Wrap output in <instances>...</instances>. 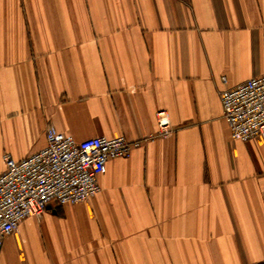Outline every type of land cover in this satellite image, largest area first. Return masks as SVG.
Here are the masks:
<instances>
[{
	"label": "crops",
	"instance_id": "1",
	"mask_svg": "<svg viewBox=\"0 0 264 264\" xmlns=\"http://www.w3.org/2000/svg\"><path fill=\"white\" fill-rule=\"evenodd\" d=\"M263 74L264 0H0V173L49 125L134 140L166 109L175 128L24 219L0 264H264V137L233 139L219 94Z\"/></svg>",
	"mask_w": 264,
	"mask_h": 264
},
{
	"label": "built area",
	"instance_id": "2",
	"mask_svg": "<svg viewBox=\"0 0 264 264\" xmlns=\"http://www.w3.org/2000/svg\"><path fill=\"white\" fill-rule=\"evenodd\" d=\"M223 82L227 83L226 77ZM223 117L231 137L249 141L264 137V74L219 91ZM157 130L140 139L97 136L77 141L49 125L46 144L21 159L4 155L0 173V248L27 217H42L49 204L86 201L101 190L98 178L108 161L129 157L145 141L167 137L174 131L169 112L157 111Z\"/></svg>",
	"mask_w": 264,
	"mask_h": 264
}]
</instances>
